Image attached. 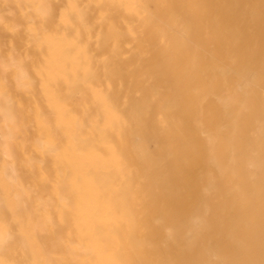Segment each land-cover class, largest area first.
Wrapping results in <instances>:
<instances>
[{"label":"bare ground","instance_id":"1","mask_svg":"<svg viewBox=\"0 0 264 264\" xmlns=\"http://www.w3.org/2000/svg\"><path fill=\"white\" fill-rule=\"evenodd\" d=\"M46 2L56 26L41 68L27 69L20 48L0 55V140L28 190L11 218L0 200V263L21 247L43 264L42 251L60 246L90 264V230L106 234L110 216L135 212L128 168L148 164L155 133H198L230 162L253 128L249 185L264 178V0ZM217 188L221 264H250L239 228L253 195Z\"/></svg>","mask_w":264,"mask_h":264},{"label":"rangeland","instance_id":"2","mask_svg":"<svg viewBox=\"0 0 264 264\" xmlns=\"http://www.w3.org/2000/svg\"><path fill=\"white\" fill-rule=\"evenodd\" d=\"M46 1L0 0V23L14 24L13 34L0 24V55L20 48L21 53L28 54L29 70L41 68L46 48L51 47L44 33L55 29L56 21L43 17L41 9ZM36 59L41 63L35 68ZM252 132L250 128L230 162L227 153L222 155L206 141L200 143L198 133L177 137L155 133L153 148L142 152L148 164L128 168L135 178L129 187L137 197L135 212L132 216H110L106 234L94 235L99 225L90 230V264H221L220 181L227 195L233 196L238 190L253 195L244 208L239 232L249 230L250 264H264V223L254 221L264 214V178H259L257 186L249 185L258 171L254 162L260 158L256 133ZM225 160L229 166L223 175L220 167ZM13 162L0 140V200L10 218L24 211L23 198L28 193L20 172L11 170ZM232 222L230 219L229 226ZM71 257L73 254L60 246L42 251L43 264H72ZM7 260L9 263L0 264L33 262L21 247H15Z\"/></svg>","mask_w":264,"mask_h":264}]
</instances>
